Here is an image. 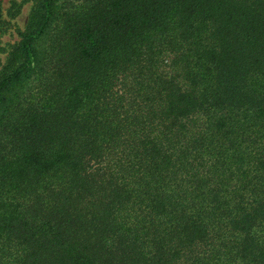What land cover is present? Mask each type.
Here are the masks:
<instances>
[{"label":"trees","instance_id":"1","mask_svg":"<svg viewBox=\"0 0 264 264\" xmlns=\"http://www.w3.org/2000/svg\"><path fill=\"white\" fill-rule=\"evenodd\" d=\"M29 1L0 264H264V0Z\"/></svg>","mask_w":264,"mask_h":264},{"label":"rangeland","instance_id":"2","mask_svg":"<svg viewBox=\"0 0 264 264\" xmlns=\"http://www.w3.org/2000/svg\"><path fill=\"white\" fill-rule=\"evenodd\" d=\"M12 1L13 0H0V2H2L3 10L1 17L3 23L0 26V68L5 62L7 56L5 49H7L10 44L19 40V31L24 29L28 19L30 7L32 5V1H29L21 7V11L19 13L15 9H11L9 12ZM14 1H16L15 3L17 4H21L20 2L25 0Z\"/></svg>","mask_w":264,"mask_h":264}]
</instances>
